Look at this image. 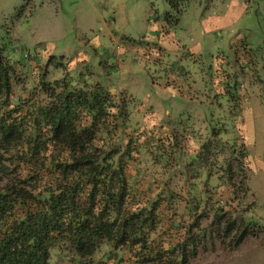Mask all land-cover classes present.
Masks as SVG:
<instances>
[{"label": "rangeland", "instance_id": "1", "mask_svg": "<svg viewBox=\"0 0 264 264\" xmlns=\"http://www.w3.org/2000/svg\"><path fill=\"white\" fill-rule=\"evenodd\" d=\"M172 1L176 13L170 0H0L14 95L81 72L126 97L114 140L130 146L136 200L174 201L186 228L201 202L189 264H264V0L242 16L232 0ZM216 205L247 228L238 246L212 226ZM72 257L54 249L50 264Z\"/></svg>", "mask_w": 264, "mask_h": 264}, {"label": "trees", "instance_id": "2", "mask_svg": "<svg viewBox=\"0 0 264 264\" xmlns=\"http://www.w3.org/2000/svg\"><path fill=\"white\" fill-rule=\"evenodd\" d=\"M176 4L170 0L175 13ZM2 50L0 264H50L54 249L77 264H189L199 253L200 219L207 214L195 203L186 228L174 201L136 200L127 174L131 149L116 140L128 99L88 84L81 72L42 79L37 99L14 95L13 69ZM212 209V226L224 236L236 230L238 246L247 228L237 232L223 206Z\"/></svg>", "mask_w": 264, "mask_h": 264}, {"label": "crops", "instance_id": "3", "mask_svg": "<svg viewBox=\"0 0 264 264\" xmlns=\"http://www.w3.org/2000/svg\"><path fill=\"white\" fill-rule=\"evenodd\" d=\"M232 9L236 10L237 14H240L242 16V12L247 9L248 6H246L247 3H245L243 0H232ZM233 13L236 15V13L233 11Z\"/></svg>", "mask_w": 264, "mask_h": 264}]
</instances>
